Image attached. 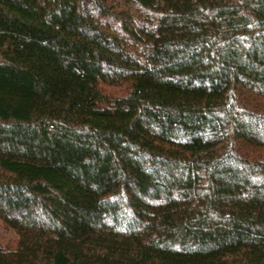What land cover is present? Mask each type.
<instances>
[{"label": "trees", "instance_id": "trees-1", "mask_svg": "<svg viewBox=\"0 0 264 264\" xmlns=\"http://www.w3.org/2000/svg\"><path fill=\"white\" fill-rule=\"evenodd\" d=\"M0 220V264H264V0H0Z\"/></svg>", "mask_w": 264, "mask_h": 264}, {"label": "rangeland", "instance_id": "rangeland-1", "mask_svg": "<svg viewBox=\"0 0 264 264\" xmlns=\"http://www.w3.org/2000/svg\"><path fill=\"white\" fill-rule=\"evenodd\" d=\"M104 90L109 95L123 94L124 88L120 87H104ZM19 244V236L8 225L0 220V247L5 250L15 249Z\"/></svg>", "mask_w": 264, "mask_h": 264}]
</instances>
